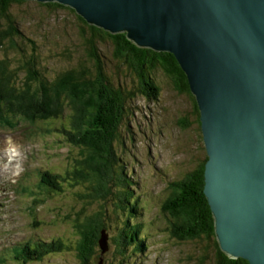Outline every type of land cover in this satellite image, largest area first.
Here are the masks:
<instances>
[{"label": "trees", "instance_id": "16d2710c", "mask_svg": "<svg viewBox=\"0 0 264 264\" xmlns=\"http://www.w3.org/2000/svg\"><path fill=\"white\" fill-rule=\"evenodd\" d=\"M23 2L25 0H0V126L14 129L21 123L37 124L48 135L54 134L65 144L79 149L82 155L74 159L63 175L51 169L40 170L36 187L46 189L48 194L70 192L69 187H72L77 190L76 199L82 204L75 210L73 219L67 215L71 222V239L27 241L11 248L13 258L25 263L40 261L56 252L72 251L79 264H95L93 258L99 257L101 252V248H96L100 245L99 239L103 234L108 236L104 221L108 211L102 202L114 197L117 202L113 212L116 209L127 211L121 227L124 231L117 240L118 262L117 254L128 244L135 250L144 247L141 223L129 222L135 218L136 201L130 203L131 210L123 207L129 205L127 197L132 194L129 192L122 200V194L129 191L128 187L123 190L125 184H129L128 178L122 179L124 173L114 171L116 161L122 162L115 145L120 138V125L127 116L128 103L137 96L158 99L160 88L156 72L165 77L176 92L190 97L191 112L200 126L195 98L189 90L186 74L170 52L138 47L124 32L112 34L89 24L73 8L58 2L40 4L50 13L66 9L73 15L77 21L75 37L81 42L82 52L74 64L45 71L47 66L39 56L35 40L25 35L11 12L14 3ZM59 34L57 31L54 38L59 39ZM103 43L111 46L114 73H122L119 82L110 73L109 64L101 53ZM8 49L17 54L15 62L2 52ZM126 76L130 85L126 83ZM205 160L206 156L181 179L169 182V193L164 199L170 216L169 228L177 240L205 238L211 241L212 264H248L243 258L229 257L216 241L213 217L203 193ZM92 203H96L94 212L85 213L84 206Z\"/></svg>", "mask_w": 264, "mask_h": 264}, {"label": "rangeland", "instance_id": "374dc122", "mask_svg": "<svg viewBox=\"0 0 264 264\" xmlns=\"http://www.w3.org/2000/svg\"><path fill=\"white\" fill-rule=\"evenodd\" d=\"M40 3L37 0L14 3L11 12L25 35L35 40L39 56L47 66L45 71L64 69L74 64L82 52L74 31L77 21L66 9L50 13ZM57 31L59 39L54 38ZM100 48L110 73L119 82L122 73H114V63L110 62L111 46L103 43ZM2 52L11 62L16 61L17 54L12 50ZM155 77L160 88L158 99L137 96L128 103L127 116L120 125V138L115 145L122 162L116 161L114 171H122L121 178H128L129 183L123 188L128 187L129 191L122 194V200L132 192L127 197L129 205L123 207L131 210L130 203L136 201L135 218L129 222L141 223L144 247L135 250L128 244L117 254L120 260L116 261L117 240L124 231L121 227L127 211L116 209L113 212L117 202L114 197L101 200L108 211L104 220L108 236L104 252L101 245L96 247L101 248V252L99 257L93 258L95 264H201L202 260L203 264H212L211 241L205 238L177 240L169 228L170 216L164 206L169 182L192 171L206 153L200 126L191 112L190 97L176 92L159 72ZM126 83L130 85L127 76ZM10 144L18 146L24 154L23 171L14 177L3 168ZM80 155L79 149L65 144L54 134L48 135L37 124L21 123L14 129L0 126V257H3L0 264H79L72 251L56 252L40 261L24 263L13 258L11 248L35 239H71L72 228L67 215L73 219L75 210L81 207L82 201L75 196L77 190L69 187L70 192L48 194L46 189L36 186L40 170L51 169L63 175ZM66 186L64 184L65 190ZM95 207L96 203H92L84 206L83 211L92 213Z\"/></svg>", "mask_w": 264, "mask_h": 264}, {"label": "water", "instance_id": "95a60500", "mask_svg": "<svg viewBox=\"0 0 264 264\" xmlns=\"http://www.w3.org/2000/svg\"><path fill=\"white\" fill-rule=\"evenodd\" d=\"M37 1L175 57L199 111L203 193L219 248L264 264V0Z\"/></svg>", "mask_w": 264, "mask_h": 264}, {"label": "clouds", "instance_id": "9594fccd", "mask_svg": "<svg viewBox=\"0 0 264 264\" xmlns=\"http://www.w3.org/2000/svg\"><path fill=\"white\" fill-rule=\"evenodd\" d=\"M5 157L4 170L9 172L12 177L18 176L23 171L22 162L24 154L22 150L18 146L10 144L6 149Z\"/></svg>", "mask_w": 264, "mask_h": 264}, {"label": "bare ground", "instance_id": "6f19581e", "mask_svg": "<svg viewBox=\"0 0 264 264\" xmlns=\"http://www.w3.org/2000/svg\"><path fill=\"white\" fill-rule=\"evenodd\" d=\"M14 248V247H13ZM14 250V249H13ZM13 252H11V254H12ZM10 257V256H9Z\"/></svg>", "mask_w": 264, "mask_h": 264}]
</instances>
